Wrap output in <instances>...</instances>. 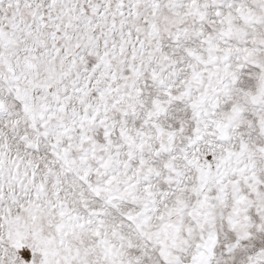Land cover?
I'll return each mask as SVG.
<instances>
[{"label":"snow or ice","instance_id":"snow-or-ice-1","mask_svg":"<svg viewBox=\"0 0 264 264\" xmlns=\"http://www.w3.org/2000/svg\"><path fill=\"white\" fill-rule=\"evenodd\" d=\"M0 264H264V0H0Z\"/></svg>","mask_w":264,"mask_h":264}]
</instances>
